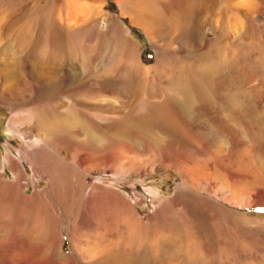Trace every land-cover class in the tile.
Instances as JSON below:
<instances>
[{
  "label": "rangeland",
  "instance_id": "obj_1",
  "mask_svg": "<svg viewBox=\"0 0 264 264\" xmlns=\"http://www.w3.org/2000/svg\"><path fill=\"white\" fill-rule=\"evenodd\" d=\"M230 1L0 0V264H264V0ZM44 108L82 124L48 151Z\"/></svg>",
  "mask_w": 264,
  "mask_h": 264
},
{
  "label": "bare ground",
  "instance_id": "obj_2",
  "mask_svg": "<svg viewBox=\"0 0 264 264\" xmlns=\"http://www.w3.org/2000/svg\"><path fill=\"white\" fill-rule=\"evenodd\" d=\"M230 1V0H229ZM231 2V1H230ZM144 21V20H143ZM1 41V40H0ZM3 59H1L0 57V61H2ZM4 61V60H3ZM17 62L14 64V66L16 67ZM19 63L17 65L16 68L19 69H24L20 67ZM12 69V68H11ZM10 70V64H8L7 62H5L4 64H0V77L2 79L3 74L6 73V71ZM24 71V70H23ZM26 74V75H25ZM23 75V74H22ZM9 77V76H8ZM4 78V77H3ZM25 78V79H24ZM5 79V78H4ZM9 79V78H8ZM24 80L27 82H29V84H34L37 83L38 85H44L45 83L48 84H54L55 87H57L60 90V86H57L56 84V79L53 77L51 72H48L46 70H43L42 68L38 67L36 68L35 64L32 65V67H30L29 69H27L26 71H24V75L23 76H19L18 79H16V83L19 82H24ZM72 81H74V79H72ZM20 84V83H19ZM25 84V82H24ZM28 84V83H27ZM62 87V86H61ZM55 90H52L50 93L53 94ZM60 92V91H59ZM58 92V93H59ZM192 100H189V98H185V101L182 104V106L180 107V109L183 112H187V110H189L192 104ZM74 106V105H73ZM72 108V106L70 107ZM179 109V108H178ZM44 113H43V117L40 118H36L33 119V115L31 116L30 114H25L24 116L29 117L32 120H30V122H32L33 124H35L34 129H38L37 132L39 131V128L41 129V132L43 133V139L45 140L46 145H43L42 148H40L41 151H48L49 147L47 146V144L49 143L50 139L49 138H55L56 135H59L60 129L62 130V133L65 134V130L67 132L72 131L74 128H77L79 126H81L82 124L73 116V111L70 110L68 112H65L66 114H62L59 113V111H48L45 108L43 109ZM64 113V112H63ZM39 114V113H38ZM66 116V117H65ZM23 117V115L21 113H17L13 119V123L16 124L18 123L19 119H21ZM26 119V118H25ZM28 119V118H27ZM22 120V119H21ZM22 123V121H21ZM29 123V122H28ZM20 124V123H18ZM30 124V123H29ZM48 124H53V125H48ZM22 125V124H21ZM34 126V125H32ZM39 127V128H38ZM24 130V128H23ZM28 130H32L28 129ZM60 132V133H59ZM59 133V134H58ZM85 133V132H84ZM71 134V132H70ZM89 134V133H88ZM66 135V134H65ZM73 135V134H72ZM90 135V134H89ZM68 136V135H67ZM49 137V138H48ZM57 138V137H56ZM54 141V140H53ZM51 146V145H50ZM55 147V146H54ZM51 149V148H50ZM44 153V152H43ZM10 163L14 166V169L16 170V165L14 163L13 160H10ZM18 177L20 176V172L18 173V170H16ZM19 180V179H18ZM17 180V184H19L20 180ZM128 257V256H127ZM125 257V258H127ZM119 257H114L110 259V262H117L116 259ZM124 260V259H123ZM135 260V258H134ZM133 261V259H132ZM136 262V260H135ZM124 264H129V262H125ZM135 264V263H132ZM144 264V263H143Z\"/></svg>",
  "mask_w": 264,
  "mask_h": 264
}]
</instances>
